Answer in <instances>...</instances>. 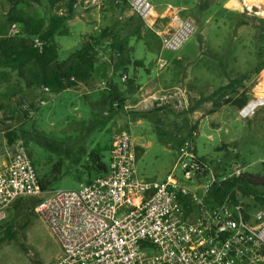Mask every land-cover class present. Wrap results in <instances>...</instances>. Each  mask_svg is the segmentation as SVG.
<instances>
[{
	"label": "rangeland",
	"instance_id": "374dc122",
	"mask_svg": "<svg viewBox=\"0 0 264 264\" xmlns=\"http://www.w3.org/2000/svg\"><path fill=\"white\" fill-rule=\"evenodd\" d=\"M12 1L0 0L1 34L8 35L11 30L10 19L19 15L47 21L52 17L48 0L38 3L26 0V4L14 10ZM78 1L74 19L67 23L68 36L56 39L60 62L81 50L84 37L100 36L106 29H112L120 34L121 39L133 40L134 47L136 45L135 58L143 60L146 71L151 69L153 75H157L159 53L138 39L143 33L142 29L147 27H139L137 32L136 28L119 23L125 1ZM150 1L155 7L150 19L156 21L155 25L162 21L172 23L166 33H161L162 38L175 32L177 20L193 19L196 22V34L179 51H165V57L193 56L190 57L192 61L185 64L192 68L195 77L198 70L204 68L207 73H216L219 78L207 80L201 96L194 93L188 102L174 108L172 112L158 111L161 107L154 106L153 112H142L141 125L129 119L118 127L114 125L118 121L116 119L126 120L119 113L114 120L91 134L89 129L92 125L102 121L96 106L99 98L97 96L95 99L92 95H97V91H105L102 87L109 81L107 78L97 80L98 83L96 81L97 87L93 88L92 95L87 94L82 87L52 96L43 90L27 89L15 73L7 72L8 81L0 78V156L11 161L16 151L23 147L30 154L40 180L52 183L50 190H79L96 176L89 156L99 151L109 166L115 138L127 131L142 149L137 173L146 181L163 180L173 170L177 151L187 140L194 143L198 157L204 161L228 164L231 172L240 168L244 173L264 175V111H259L252 119L242 120L239 116L241 109L237 107L234 97L225 99L218 109L212 103L204 102L216 89L228 83L224 71L232 78H239L240 74L250 73L258 67L259 38L263 36L264 24L257 16H250L251 12L245 10L243 0ZM246 1H257L264 6V0ZM126 7L132 11L130 6ZM82 19L87 26L80 22ZM153 43L157 49L158 43ZM159 47L162 50L161 42ZM99 55L113 62L111 44L102 46ZM221 62L224 69L221 68ZM139 70L147 77L144 68ZM117 77L120 78V75ZM252 81L253 78L249 79L243 88L251 94L254 91ZM257 91L264 95V80ZM24 109L30 114L28 119ZM10 134L16 135L14 142L9 140ZM45 140L51 146L50 150L44 148ZM65 151H70V156ZM58 165L61 171L55 177ZM240 199L252 211L258 207L253 197L245 198L240 194ZM40 200L20 201L5 212L0 221V264H54L59 259L61 251L58 244L34 212ZM9 224L14 227V239L5 238Z\"/></svg>",
	"mask_w": 264,
	"mask_h": 264
},
{
	"label": "built area",
	"instance_id": "2783aa9c",
	"mask_svg": "<svg viewBox=\"0 0 264 264\" xmlns=\"http://www.w3.org/2000/svg\"><path fill=\"white\" fill-rule=\"evenodd\" d=\"M122 1L143 21L155 13L150 0ZM177 22L175 32L162 38L164 51H179L197 32L193 19ZM22 31L15 24L8 36ZM262 48L264 61V39ZM263 75L264 69L253 77L252 98L239 112L242 120L264 111V96L257 91ZM138 158L135 139L123 131L105 175L79 190L44 192L32 158L19 148L0 171V221L19 199H41L35 213L61 251L54 264H264V206L248 211L240 193L238 203L228 197L216 204L211 196L216 185L241 176L243 169L219 177L190 140L179 147L173 170L161 181L141 179Z\"/></svg>",
	"mask_w": 264,
	"mask_h": 264
},
{
	"label": "trees",
	"instance_id": "16d2710c",
	"mask_svg": "<svg viewBox=\"0 0 264 264\" xmlns=\"http://www.w3.org/2000/svg\"><path fill=\"white\" fill-rule=\"evenodd\" d=\"M32 1L38 3L40 0ZM116 1L118 2V0ZM239 1L241 2V0ZM12 2L14 4L12 10L26 4V0H13ZM48 3L52 12V17L48 21L44 18L19 15L15 19H10L9 26L21 25L22 36L9 37L7 33H0V46L2 49L0 78L5 79L6 82L9 79L7 72L15 73L18 80L23 82L27 89L47 90L51 95H59L82 87H89L100 63L99 49L107 43L111 44V51L114 54L112 55V63L115 73L120 74V78H118L120 82L108 78L107 88L104 92H100L96 106L100 110L102 121L92 125V128L89 129L92 134L100 126H105L110 120H114L122 111L128 97L138 91L137 77L135 75L129 77V74L132 68H145V64L135 58L136 49L130 46L129 41L121 39L120 34L112 29H106L100 36L84 37L81 50L74 53L67 60L60 62L56 39L57 37L68 36L69 30L66 24L74 18L76 8L79 7V1L48 0ZM124 3L125 6H128L126 2ZM259 20L264 24L263 18H259ZM263 39V36H260L261 47L258 52L260 63L258 67L250 73L240 74L239 78H232L224 71L228 83L216 89L204 102L212 103L218 109L225 99L234 97L238 108L242 109L247 105L252 98V94L243 89L244 85L264 69V61L262 60ZM221 68L224 69L222 62ZM124 75L128 76L127 81L121 83ZM24 110L25 117L28 119L30 114L26 109ZM15 138V134H10L9 140L11 142H14ZM43 146L46 149H51L47 140L44 141ZM140 150L142 151L138 147L139 157ZM65 154L70 156L71 153L65 151ZM88 159L92 170L95 172V177L103 176L108 172L109 166L104 162V157L99 151L93 152ZM202 160L204 161V159ZM211 163L214 165L219 177L229 174L228 164H216L214 161ZM60 171V165H58V168L55 169V177ZM40 184L44 192L50 191L51 182L43 183L40 180ZM238 193L245 198H255L256 206H264V175L244 173L239 177H233L221 186L216 185L211 191V196L214 197L216 204H221L228 197L238 203ZM27 199L36 198H22L14 204ZM245 207L248 211L252 210L247 205ZM13 230L14 227L9 224L5 232L6 239L15 238Z\"/></svg>",
	"mask_w": 264,
	"mask_h": 264
},
{
	"label": "crops",
	"instance_id": "0c3cea01",
	"mask_svg": "<svg viewBox=\"0 0 264 264\" xmlns=\"http://www.w3.org/2000/svg\"><path fill=\"white\" fill-rule=\"evenodd\" d=\"M245 10H248V9L246 8ZM121 11L122 12L120 15L119 23L122 26H127V27H131L134 29L136 28L137 32L139 31V27H142V28L143 26L147 27V29L145 28L142 29L143 33H141V37H139L138 39L146 43V45L149 48H151V50H153L156 53H159V57H158L159 59L157 62L159 64V67L157 69V72H158L157 75H153V71L151 69L149 71H146L147 69L144 68L145 71L147 72V77H144L141 74L139 70L140 68L131 69L129 76L132 77L133 75H135L137 77L139 88L137 92H135L130 97H128L125 103V106L123 107L122 111L119 114V116L124 117L126 120L122 121L120 118L116 119L118 121L117 123L116 122L114 123L115 126L118 125L119 127L120 124H122V122H126L129 119L131 120V122H136V124L141 125L142 119L140 116H142V112L151 113L154 111L153 110L154 106L161 107V109H158V111L165 110L168 112H172L174 111V108L177 109L184 102L185 103L188 102L189 98H191V96H193L194 93H197L199 94V96H201V91L205 89L207 80L215 81L217 78H219V76L216 73H211V74L210 72L207 73L204 70V68H202L203 70L201 71L198 70L197 77H195L196 75L195 73L192 72V68H188L187 67L188 65L185 64V63H189L190 61H192L190 57H193V56L185 57V58H182V57H177V58L171 57L170 58V56H167V58L165 57L166 52L163 50V45L161 48L162 50H160V47L158 48V45L160 44V42L162 44V39H160L159 36H161L162 38L161 33H164V32L166 33L169 30V27L172 25L171 22L162 21L158 25H155L156 21L154 19H150L148 22L145 23L137 14H135L133 11H131L126 6L121 7ZM250 16L254 17L257 15H254L251 13ZM257 17L264 19V17H260V16H257ZM136 21L139 22L138 25L135 24ZM80 22L83 23V26H87V23L85 20L80 21ZM82 23L80 24L82 25ZM66 27H67V24H66ZM127 40L129 41L130 46L134 47L133 40L131 41L130 39H127ZM153 42L158 43L156 44L157 49L153 47L154 46L152 45ZM134 48L136 49V45ZM140 61H143V60H140ZM114 70L115 69L111 61H107L106 58H101L100 63L97 66L95 77L93 81L91 82L90 86L83 87L82 89H85V91L88 92L87 94L92 95L93 88L97 87L96 81L99 79L103 80L104 78H107V79L111 78V79H114L120 82L117 77L120 74L115 73ZM95 93L99 94L100 91H97ZM98 94L97 95L93 94L92 95L93 98L96 99L97 96L99 98ZM122 128L123 126L121 125L120 129ZM9 163L10 161L5 159V157L0 156V171L3 170ZM35 234H36V231H35Z\"/></svg>",
	"mask_w": 264,
	"mask_h": 264
},
{
	"label": "bare ground",
	"instance_id": "6f19581e",
	"mask_svg": "<svg viewBox=\"0 0 264 264\" xmlns=\"http://www.w3.org/2000/svg\"><path fill=\"white\" fill-rule=\"evenodd\" d=\"M243 2L249 12L254 15L264 17V6L261 3H258L257 1L247 2L246 0H243Z\"/></svg>",
	"mask_w": 264,
	"mask_h": 264
}]
</instances>
